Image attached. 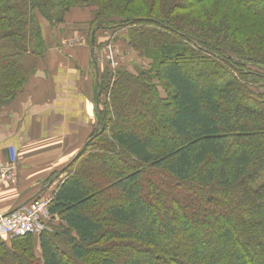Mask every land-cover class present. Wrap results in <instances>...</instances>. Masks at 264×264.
I'll list each match as a JSON object with an SVG mask.
<instances>
[{
  "label": "trees",
  "instance_id": "obj_1",
  "mask_svg": "<svg viewBox=\"0 0 264 264\" xmlns=\"http://www.w3.org/2000/svg\"><path fill=\"white\" fill-rule=\"evenodd\" d=\"M83 6L150 63L104 67L52 231L0 236V264H264V0H0V114Z\"/></svg>",
  "mask_w": 264,
  "mask_h": 264
},
{
  "label": "crops",
  "instance_id": "obj_2",
  "mask_svg": "<svg viewBox=\"0 0 264 264\" xmlns=\"http://www.w3.org/2000/svg\"><path fill=\"white\" fill-rule=\"evenodd\" d=\"M92 20L71 12L50 30L35 79L0 114V164L14 158L19 164L17 184L0 187V215L49 197L93 132L96 86L106 66L99 47L106 53L115 36ZM123 52V59L132 55Z\"/></svg>",
  "mask_w": 264,
  "mask_h": 264
},
{
  "label": "built area",
  "instance_id": "obj_3",
  "mask_svg": "<svg viewBox=\"0 0 264 264\" xmlns=\"http://www.w3.org/2000/svg\"><path fill=\"white\" fill-rule=\"evenodd\" d=\"M108 51L106 60L115 71L120 66V52L111 46L108 47ZM18 168L19 164L15 158L10 163L0 164V187L6 183L17 184ZM51 196L33 199L8 214L0 215V236L9 238L37 236L48 231L51 220L49 213Z\"/></svg>",
  "mask_w": 264,
  "mask_h": 264
},
{
  "label": "rangeland",
  "instance_id": "obj_4",
  "mask_svg": "<svg viewBox=\"0 0 264 264\" xmlns=\"http://www.w3.org/2000/svg\"><path fill=\"white\" fill-rule=\"evenodd\" d=\"M74 13V14H76V15H78L80 18H82V20L83 19H88V17H89V19L91 20V18H93L94 19V12H95V9L94 8H92V7H88V6H83V7H76V8H74V9H72V11H70L69 13ZM95 20H92V23L94 22ZM98 23H100V22H98ZM98 23L96 22V25H98ZM113 31V30H112ZM119 37V36H118ZM116 37H114V39H115ZM113 42H114V40H113ZM49 44H50V37H49ZM108 44V43H107ZM111 45H108L107 46V49H106V53H105V46L103 47V44L102 45H100V47H99V49H103V52H104V59L102 60L107 66H108V69H110L112 72H114L112 69H111V66H110V64L107 62V60H106V54H108L109 53V51H108V47H114V49H117V51H119L120 52V65L121 66H125V67H127V68H129L128 70L129 71H131L132 73H136V67H142V69H146V68H148V66H149V61L148 60H146V59H143V57H141L140 55H139V53L138 52H136L131 46H129V45H125L122 41H120V40H118V41H116L115 42V44L114 43H110ZM126 50V51H128V52H130L131 51V53H132V55L130 56V55H127V57L125 58V59H123V55H124V52H123V50ZM123 53V54H122ZM96 60L99 62V60H100V55L96 58ZM130 66V67H129ZM194 77L198 80V81H200V82H205L207 79H209L210 77H209V75L207 74V73H204V75L203 74H200V73H194ZM98 85H99V80H98ZM160 93H161V95L163 96V97H167L168 96V91L166 90V88L164 87V86H162V85H160ZM163 133V132H162ZM64 177L66 176V174H64L63 175ZM64 177H63V179H64ZM151 202H153L154 200L153 199H151L150 200ZM155 203V202H154ZM168 204L170 205L171 203L168 201ZM100 210H101V208H100ZM104 219V218H103ZM105 223V225L106 226H109V224L110 223H108V222H104ZM52 229V226L49 224V231H52L51 230ZM3 239L5 240V241H10V239L11 238H9V237H6V236H4L3 237ZM62 248L63 249H65V247L64 246H62ZM106 256H109V257H111V258H115L116 256H115V253L114 252H112V251H110V252H107L106 253ZM117 259V258H116ZM67 263L68 264H73V262H70V261H67ZM86 264H92L91 262H87ZM171 264H173V262L171 261Z\"/></svg>",
  "mask_w": 264,
  "mask_h": 264
},
{
  "label": "water",
  "instance_id": "obj_5",
  "mask_svg": "<svg viewBox=\"0 0 264 264\" xmlns=\"http://www.w3.org/2000/svg\"><path fill=\"white\" fill-rule=\"evenodd\" d=\"M87 143L84 144V146L81 148V150L79 151V153L77 154L76 158L79 156V154L83 151V149L86 147Z\"/></svg>",
  "mask_w": 264,
  "mask_h": 264
}]
</instances>
